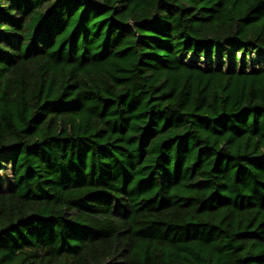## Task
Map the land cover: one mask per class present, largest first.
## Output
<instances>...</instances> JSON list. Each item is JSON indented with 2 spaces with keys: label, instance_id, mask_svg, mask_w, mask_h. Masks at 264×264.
<instances>
[{
  "label": "trees",
  "instance_id": "obj_1",
  "mask_svg": "<svg viewBox=\"0 0 264 264\" xmlns=\"http://www.w3.org/2000/svg\"><path fill=\"white\" fill-rule=\"evenodd\" d=\"M0 264H264V0H0Z\"/></svg>",
  "mask_w": 264,
  "mask_h": 264
}]
</instances>
